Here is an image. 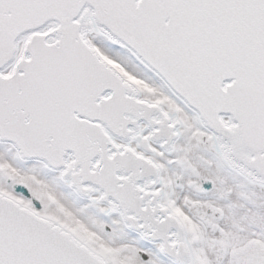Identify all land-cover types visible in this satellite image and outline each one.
<instances>
[{
	"label": "snow or ice",
	"instance_id": "6c2138e0",
	"mask_svg": "<svg viewBox=\"0 0 264 264\" xmlns=\"http://www.w3.org/2000/svg\"><path fill=\"white\" fill-rule=\"evenodd\" d=\"M0 264H264V0H0Z\"/></svg>",
	"mask_w": 264,
	"mask_h": 264
}]
</instances>
